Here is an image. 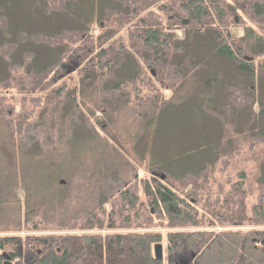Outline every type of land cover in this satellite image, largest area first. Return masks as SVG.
<instances>
[{
    "label": "rangeland",
    "instance_id": "1",
    "mask_svg": "<svg viewBox=\"0 0 264 264\" xmlns=\"http://www.w3.org/2000/svg\"><path fill=\"white\" fill-rule=\"evenodd\" d=\"M9 1L0 0V237L138 232L70 228L100 210L112 219L121 191L141 197L144 179L191 194L199 212L224 203L249 215L264 195V17L252 8L264 0H216L222 16L210 10L197 34L187 31L188 0H28L32 19L25 9L12 19ZM54 6L56 26L37 21ZM155 28L178 47L145 48L139 34ZM212 29L252 59L253 76L210 52ZM42 46L58 49L61 70ZM42 73L51 85L31 94ZM201 219L155 231H264Z\"/></svg>",
    "mask_w": 264,
    "mask_h": 264
},
{
    "label": "trees",
    "instance_id": "2",
    "mask_svg": "<svg viewBox=\"0 0 264 264\" xmlns=\"http://www.w3.org/2000/svg\"><path fill=\"white\" fill-rule=\"evenodd\" d=\"M214 2L216 0H188L184 5L183 9L190 22V27H187L189 34L201 33L206 28L202 20L208 17L210 10L218 18L222 16V13L214 6ZM252 8L257 16L264 17L263 6L254 4ZM48 24L55 26L54 23ZM153 30L142 32L143 43L145 48L157 55L162 52L159 46L163 37L158 39ZM165 37L164 42H167L165 45L171 49L178 47V42H174L171 35H165ZM209 47L210 52L216 57H223L238 65L241 63L231 52L230 47L224 43L219 32L214 29H212V43ZM49 63L56 66L55 62ZM53 65L50 70H53ZM6 66L9 64L7 63ZM239 70L253 76L251 64L240 65ZM55 75L56 73L52 76ZM49 76L47 73L40 74L41 83L30 85L31 94L42 91L48 87V84L51 85L48 82ZM31 78L35 79V76ZM32 79L31 83H33ZM55 94L56 92L53 93V91L50 93V95ZM244 177L245 174L241 173L240 178ZM240 185L241 182L236 188L237 193H241ZM259 186L264 187V182ZM140 187L141 197L121 191L119 196L123 203L122 210H111L109 213L112 219L121 221V225L113 224L112 219L108 216L105 218L104 211L100 210L98 215L87 216L70 228V231L136 229L138 232L0 237V264H4L1 251L5 248L9 249L7 254L11 264H26L25 257H31L27 264H181L180 257L189 259L188 264H264V231H190L167 232L165 235L155 231L156 229L199 228L202 226L201 217L206 214H210L220 225L263 226L264 195L258 203L251 206L248 216L230 215L223 211L229 208L224 203L225 209L219 212L214 203L203 204L207 211L199 212L191 194L180 196L154 179L142 180ZM28 223V220L23 221V224ZM21 226L22 224L18 230ZM157 244H164L165 260L158 261L154 258V246Z\"/></svg>",
    "mask_w": 264,
    "mask_h": 264
},
{
    "label": "flooded vegetation",
    "instance_id": "3",
    "mask_svg": "<svg viewBox=\"0 0 264 264\" xmlns=\"http://www.w3.org/2000/svg\"><path fill=\"white\" fill-rule=\"evenodd\" d=\"M11 1H13V0H10L9 2H11ZM49 0H45L44 2H43V4H44V6H45V4H47V2H48ZM9 2H8V5H9ZM14 2H15V5L13 6V7H7L6 9H4V10H6V12H7V14L10 16V17H12V19H13V17L16 15L15 14V12L14 11H20V10H22V9H25V11L27 12H29V14H27L28 16H29V18H31L32 19V16H33V10H31L30 9V5H27V2H28V0H14ZM49 4V3H48ZM30 9V10H29ZM60 11V10H59ZM44 12L46 13V14H44V15H35V17L37 18V21L38 22H40V23H42V21H41V18H44L45 20H49V23H54V22H56V19H57V16H59L60 15V13L58 12V10H57V8L54 6V7H45L44 8ZM22 18V17H21ZM43 19V20H44ZM170 22L171 23H173V17H170ZM185 22V24H183ZM2 24V23H1ZM181 24H183V25H187L188 24V21H186V20H183L182 22H181ZM55 26H56V24H55ZM169 29L171 28V25L168 27ZM171 30V29H170ZM170 30H167V32H165L164 33V31H162V30H158V28H155L153 31L157 34V37H158V39L159 38H162L163 37V39L162 40H160V46H159V48H160V50L162 51V49H165V48H167L168 46L167 45H165V44H167V42H164V40H165V35H170ZM86 32L88 31L87 29L85 30ZM148 32H149V30H148ZM8 34H9V32H8ZM142 34H139V39H141V44H142V40H143V37L141 36ZM25 39H26V37H24ZM23 40V43L25 42V41H27V42H30V37H28L27 39L28 40ZM41 41H42V39L40 40V44H41ZM59 45V44H58ZM17 45H15L14 47H16ZM38 47H40L39 45H38ZM40 49H47L48 51H49V53L48 54H50V55H54V56H56V66H57V70H61L63 67H64V65L65 64H63V61H62V58L61 57H59L58 55H57V48H55L54 50L52 49V47L49 49V48H46V47H44V46H42ZM61 49V48H60ZM231 49V48H230ZM231 52L234 54V52H233V50H231ZM61 53V52H60ZM78 54H79V52H77ZM235 55V54H234ZM102 56V53L100 52L99 53V57H101ZM72 59V58H71ZM70 59V60H71ZM237 59L241 62L239 65L238 64H236V66H238V67H240V65H243V66H249V64H250V62L252 61V59L251 58H247V57H245V56H243L241 59L239 58V57H237ZM102 62H101V60L99 61V65L101 64ZM105 64V63H104ZM106 65H104L103 67H105ZM61 77V76H60ZM62 78H60V80H61ZM59 94H60V92H59Z\"/></svg>",
    "mask_w": 264,
    "mask_h": 264
},
{
    "label": "water",
    "instance_id": "4",
    "mask_svg": "<svg viewBox=\"0 0 264 264\" xmlns=\"http://www.w3.org/2000/svg\"><path fill=\"white\" fill-rule=\"evenodd\" d=\"M237 21V19L235 20V22ZM185 24V22L183 23ZM164 179V176L161 175L160 176V180H163ZM60 184H64L63 181H60L59 182ZM2 258L4 259V264H11V262L9 261V256L8 254L6 253H2L1 254ZM193 257V256H192ZM154 258L158 261H161L163 259V248H162V245L160 244H157L154 246ZM189 259H187L185 262H180L181 264H188L189 263Z\"/></svg>",
    "mask_w": 264,
    "mask_h": 264
}]
</instances>
